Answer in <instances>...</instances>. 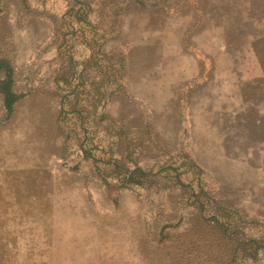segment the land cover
<instances>
[{"label": "rangeland", "instance_id": "1", "mask_svg": "<svg viewBox=\"0 0 264 264\" xmlns=\"http://www.w3.org/2000/svg\"><path fill=\"white\" fill-rule=\"evenodd\" d=\"M43 1L7 0L0 11V57L11 60L21 93L8 112L0 92V264H226L174 261L170 240L188 221L163 229L166 216L135 192L110 188L115 180L94 163L101 149L85 155L66 126L69 93L84 89L76 78L56 85L46 19L67 1ZM174 2L181 11L134 6L104 44L125 55L128 78L107 109L134 126L152 123L169 152H187L206 170L221 197L264 214V0ZM76 46L78 55L91 51Z\"/></svg>", "mask_w": 264, "mask_h": 264}, {"label": "trees", "instance_id": "2", "mask_svg": "<svg viewBox=\"0 0 264 264\" xmlns=\"http://www.w3.org/2000/svg\"><path fill=\"white\" fill-rule=\"evenodd\" d=\"M6 1L0 0L3 5L0 11L5 10ZM20 1L26 6L30 3ZM66 1L67 8L62 14L54 12L46 17L52 26L51 39L58 56L56 85L70 84L74 78L82 85L83 91L72 89L69 93L67 107L73 118L66 126L75 132L85 155L89 146L102 150L94 163L104 164L97 169L106 181L115 180L113 185L107 182L110 188L135 192L151 213L166 216L163 229L174 226L175 221H188L187 227L170 240L172 258L178 263L198 256L226 264H257L264 260V214L249 215L234 201L221 197L206 170L187 152H169L154 134L152 123L134 126L107 109L108 103L124 93L128 84L125 55L106 53L103 48L110 38L120 35L121 17L134 6H163L181 11L180 3ZM194 1L198 4L199 0ZM77 42L90 47V53L78 55ZM93 68H97V75L91 76ZM13 70L11 60L0 57V92L8 112L21 97L14 88ZM102 74L109 81L106 88L94 79ZM88 75L92 80H88ZM62 101L64 104L65 100ZM159 153L161 160L145 161V157Z\"/></svg>", "mask_w": 264, "mask_h": 264}]
</instances>
